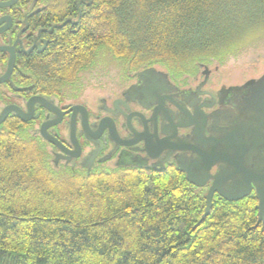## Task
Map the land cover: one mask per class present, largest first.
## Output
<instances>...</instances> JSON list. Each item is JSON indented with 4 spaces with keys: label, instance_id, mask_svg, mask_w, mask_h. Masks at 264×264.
I'll return each mask as SVG.
<instances>
[{
    "label": "trees",
    "instance_id": "1",
    "mask_svg": "<svg viewBox=\"0 0 264 264\" xmlns=\"http://www.w3.org/2000/svg\"><path fill=\"white\" fill-rule=\"evenodd\" d=\"M92 1L40 67V91L77 89L97 70L184 78L264 56V0ZM51 4L57 22L77 15L75 0ZM32 128L0 126V264H264L254 194L215 196L200 223L205 196L182 174L57 166Z\"/></svg>",
    "mask_w": 264,
    "mask_h": 264
},
{
    "label": "flooded vegetation",
    "instance_id": "2",
    "mask_svg": "<svg viewBox=\"0 0 264 264\" xmlns=\"http://www.w3.org/2000/svg\"><path fill=\"white\" fill-rule=\"evenodd\" d=\"M56 1L16 0L10 6L0 7V80L11 60L14 63L10 77L0 83V115L8 106L28 115L31 100L37 97L53 103L59 114L35 103L28 115L30 120L24 121L12 112L0 126L9 118L32 126L51 148L57 166L65 164L87 172L175 171L186 179L185 168L192 167L195 179L203 186L187 181L206 196L212 180L204 179V170L213 176L220 165L203 162V155H212L211 138L218 130L228 129L244 116L245 88L252 79L240 84L224 83L218 65H200L196 75L184 78H173L159 67H148L125 75L114 71L109 76H102V71L97 70L77 89L65 87L51 92L46 87L40 91L42 80L37 74L43 62L61 47L66 29L70 33L80 30L83 9L93 4L92 0H75L77 15L57 22L58 14L52 11L56 6L51 4ZM11 2L0 0L2 4ZM150 70H155L156 75L146 73ZM59 116L61 121L47 131L74 151V121L81 146L78 158L63 153L41 135L43 125L54 123ZM85 124L93 136L87 137ZM196 163H201L203 170L197 171L193 167Z\"/></svg>",
    "mask_w": 264,
    "mask_h": 264
},
{
    "label": "water",
    "instance_id": "3",
    "mask_svg": "<svg viewBox=\"0 0 264 264\" xmlns=\"http://www.w3.org/2000/svg\"><path fill=\"white\" fill-rule=\"evenodd\" d=\"M15 1L16 0H13V2L7 4L0 3V7L10 6ZM80 5L81 2L78 5L79 8ZM13 66L14 63L13 60H11L9 68L0 80V83L6 81L10 77ZM146 73H154L156 75L155 70H150ZM245 90H247V99L242 109L244 116L237 119L238 121L231 124L228 129L218 130L213 138H211V141H214L212 155H203V162L209 161L212 165H220V169L219 172L213 176H211L207 170H204V173H206L204 174V179H211L212 185L208 194L205 196L206 206L200 223H203L210 216L216 194L227 201L237 202L250 196L254 191L258 201V221L255 227L264 224V74L257 79L249 81ZM35 103H39L44 108L59 114V109L54 106L53 103L44 98L37 97L31 100L28 115L33 112V105ZM74 110L76 111L77 109ZM12 112H15L24 121L30 120L28 115L24 114L17 107L8 106L0 115V124H2ZM61 118L62 117L59 116V120H56L54 123L43 125L41 135L46 141L58 147L63 153H67L72 158H78L81 154V146L76 136L74 121L71 129V142L74 151H69L47 131L50 126L58 124ZM84 126L86 128L87 137L93 136L94 133H91L86 124ZM101 130L102 123L100 125V131ZM193 167L196 168L197 171L202 169L201 163H196ZM185 171L187 180L190 183L198 187L203 186V184H199L195 179V174L193 173L195 170L192 167L189 169L185 168Z\"/></svg>",
    "mask_w": 264,
    "mask_h": 264
},
{
    "label": "rangeland",
    "instance_id": "4",
    "mask_svg": "<svg viewBox=\"0 0 264 264\" xmlns=\"http://www.w3.org/2000/svg\"><path fill=\"white\" fill-rule=\"evenodd\" d=\"M255 60V59H254ZM223 68L221 81L230 84H240L250 79H257L264 74V56L254 62Z\"/></svg>",
    "mask_w": 264,
    "mask_h": 264
}]
</instances>
